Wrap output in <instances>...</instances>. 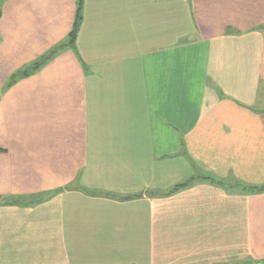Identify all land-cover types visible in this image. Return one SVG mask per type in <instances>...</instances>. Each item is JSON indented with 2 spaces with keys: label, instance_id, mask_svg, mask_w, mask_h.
I'll return each instance as SVG.
<instances>
[{
  "label": "crops",
  "instance_id": "crops-1",
  "mask_svg": "<svg viewBox=\"0 0 264 264\" xmlns=\"http://www.w3.org/2000/svg\"><path fill=\"white\" fill-rule=\"evenodd\" d=\"M250 188L264 0H0V264H264Z\"/></svg>",
  "mask_w": 264,
  "mask_h": 264
},
{
  "label": "trees",
  "instance_id": "trees-1",
  "mask_svg": "<svg viewBox=\"0 0 264 264\" xmlns=\"http://www.w3.org/2000/svg\"><path fill=\"white\" fill-rule=\"evenodd\" d=\"M82 20H83V16H82V11H81V7L79 8L78 12H77V17H76V21H75V24H74V28L68 38V41H67V44L73 48H76V41H77V36H78V33H79V30L81 28V24H82ZM60 49H56L52 52V56L55 55ZM49 60V57H45L43 58L42 60H40L39 62L31 65L30 67L26 68L25 70L17 73L16 75H14L10 82H9V86L8 87H11L18 79H21V78H27L29 76H31L32 74H34L35 72H37L41 67H43L45 65V63ZM204 181H210L212 183H217L215 180H213L212 178H209V177H206L203 179ZM193 182L190 181V182H187L183 185H180V186H177L175 189H174V192H177L179 190H182V189H186L188 187L191 186ZM221 185V183H218ZM251 189V188H250ZM248 189V191H252L251 193H261L264 191V188H254V189ZM42 200H39L37 202H34L33 204H36V203H40Z\"/></svg>",
  "mask_w": 264,
  "mask_h": 264
}]
</instances>
